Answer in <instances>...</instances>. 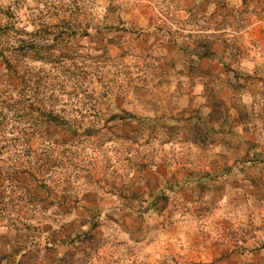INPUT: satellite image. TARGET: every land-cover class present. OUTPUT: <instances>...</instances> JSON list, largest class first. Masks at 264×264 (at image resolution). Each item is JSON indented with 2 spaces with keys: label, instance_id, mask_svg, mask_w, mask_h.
I'll use <instances>...</instances> for the list:
<instances>
[{
  "label": "rangeland",
  "instance_id": "374dc122",
  "mask_svg": "<svg viewBox=\"0 0 264 264\" xmlns=\"http://www.w3.org/2000/svg\"><path fill=\"white\" fill-rule=\"evenodd\" d=\"M7 7L50 48L0 101V264H264V0Z\"/></svg>",
  "mask_w": 264,
  "mask_h": 264
},
{
  "label": "trees",
  "instance_id": "16d2710c",
  "mask_svg": "<svg viewBox=\"0 0 264 264\" xmlns=\"http://www.w3.org/2000/svg\"><path fill=\"white\" fill-rule=\"evenodd\" d=\"M0 13L4 18V23L2 25L0 24V34L2 35L3 45L0 48V63L2 69L4 70V72L2 73L3 79L0 83V101L1 103L6 104L7 106L13 107V104H10L8 101H12V96L14 95L12 93L16 92V87L13 85V81L19 79L17 65L18 56H21L19 51H25L29 49L33 51L35 59H37L38 61H44L47 58L46 55L49 53L50 40L48 39L49 34L47 31L44 32L42 35L40 33H35L29 40L30 42L17 38V36H19L20 33H23L24 30H20L17 26L19 23L16 20L15 10H12L8 7L1 8ZM64 27L66 28L67 33H76L71 30L72 26H70L66 21H64ZM207 53L208 55H211L210 51L206 52L204 55H206ZM26 73L27 75H29L28 69ZM19 84L21 85V87L24 88L25 92H29L32 89L30 86L31 82L29 79H26L23 82L19 81ZM16 94L18 96L20 93L18 94L16 92ZM16 110L22 111L24 109L19 108ZM43 118L46 123L65 125L73 133H76L81 127L78 126V124L70 123L65 120H61L60 122V120H57L53 116V112L51 111L46 112V115H43ZM0 261H2V258H0Z\"/></svg>",
  "mask_w": 264,
  "mask_h": 264
},
{
  "label": "bare ground",
  "instance_id": "6f19581e",
  "mask_svg": "<svg viewBox=\"0 0 264 264\" xmlns=\"http://www.w3.org/2000/svg\"><path fill=\"white\" fill-rule=\"evenodd\" d=\"M233 1V0H232Z\"/></svg>",
  "mask_w": 264,
  "mask_h": 264
}]
</instances>
